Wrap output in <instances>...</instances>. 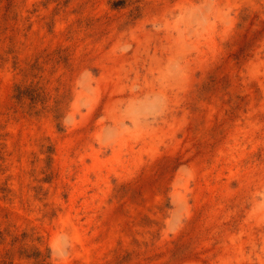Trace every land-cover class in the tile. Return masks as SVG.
Masks as SVG:
<instances>
[{
	"label": "rangeland",
	"instance_id": "rangeland-1",
	"mask_svg": "<svg viewBox=\"0 0 264 264\" xmlns=\"http://www.w3.org/2000/svg\"><path fill=\"white\" fill-rule=\"evenodd\" d=\"M0 264H264V0H0Z\"/></svg>",
	"mask_w": 264,
	"mask_h": 264
}]
</instances>
